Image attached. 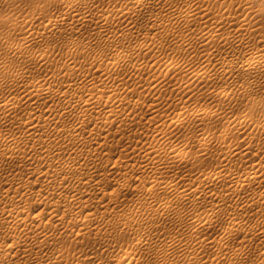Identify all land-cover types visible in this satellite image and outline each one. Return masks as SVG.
Returning a JSON list of instances; mask_svg holds the SVG:
<instances>
[{
	"label": "rangeland",
	"instance_id": "374dc122",
	"mask_svg": "<svg viewBox=\"0 0 264 264\" xmlns=\"http://www.w3.org/2000/svg\"><path fill=\"white\" fill-rule=\"evenodd\" d=\"M77 1L0 0V62L34 67L31 72L34 75L35 71L42 79L49 77L50 69L60 66L54 54L62 48L65 39L86 40L94 33L95 22L101 15L106 17L114 9L108 15L115 17L112 25L117 29L126 25L132 28L124 35L117 30L115 37L104 36L98 44L87 42L93 52L86 61L89 63L94 55L99 56V66H88L87 73L98 74V67L109 66L119 57L121 63L114 78L107 80L109 85L115 86L121 82L114 91L101 92L102 86L77 90L71 98L80 100V104L74 106L71 113H67L66 108L67 130L86 117L83 110L86 99L97 102V118L80 134L84 138L94 137L92 132L103 126L94 145H74L61 162L56 158L29 162L27 150L32 142L25 144L22 128L20 161L1 162L0 177L15 175L17 180L31 183L36 190L24 195L15 187L0 189V244L15 242L23 251L18 250L19 256L7 261L25 264V256L31 254L38 264H51L49 256L55 254L59 257L55 264H64L65 260L66 264H85L89 257L109 249L111 255L96 259L95 264H116L117 254L130 247V234L151 233L155 239L168 230L180 244L170 252L159 249L145 264H264V198L252 200L253 196L264 194V173L260 182L250 186V196L244 197L238 196L235 182V186L229 188L230 184L222 183L221 178L215 181L213 177L208 178L214 182L204 191L227 198L218 205L203 201L186 204L165 190L171 176L179 174V170L185 171L186 182L190 184H196L194 177L204 169L220 171L219 162L224 153L233 157L230 156L229 163L233 171L239 165L264 169V59L251 63L247 70L242 64L253 51L264 52L261 34L264 32V0H150L144 7L141 5L142 8L138 0ZM191 4L200 13L196 11L179 18V12ZM128 6H136L142 12L119 19L117 10L127 11ZM168 7L175 8L174 12ZM95 8L99 17L95 13L93 20L81 26L76 34L53 35L46 30L44 36L38 37L44 38L33 40L26 56L9 53L10 35L22 40L50 16L65 11L91 15ZM221 13H225L224 17ZM68 26L70 24L65 23L62 27ZM244 26L260 34L252 30L255 34L247 33L241 43L238 35ZM14 28H18L16 34L11 33ZM33 50L50 54L49 60L38 65V58L28 54ZM27 55L29 62L24 60ZM73 56L76 61L85 59L82 49ZM169 66L171 70H167ZM80 79L76 72L70 81ZM15 90L16 86L7 83L0 89V97H9ZM40 102L43 111L38 113V118H51L55 122L64 117L63 105L55 106L50 113L48 109L53 101L42 97ZM113 105H117L118 110L106 122ZM240 115L243 120L236 125ZM1 125L0 135H4L9 127ZM45 142L56 144V140L42 135L35 137L34 147ZM96 142L100 143L99 149ZM239 146L240 149L246 147L248 154L233 156L232 150ZM175 150L184 153V160L172 158ZM93 160L107 169L101 177L89 178L82 169L70 170L64 181L54 174L61 165L90 164ZM38 170L47 174L40 175ZM188 190L182 193L188 195ZM167 200L174 202L173 210L158 217L155 229L151 230L152 207L147 204ZM248 204V208L241 207ZM139 209L145 213L143 218ZM178 212L192 215L180 223L181 230L173 229ZM233 212L239 214L233 216ZM147 245L145 241L136 244L135 254L142 255Z\"/></svg>",
	"mask_w": 264,
	"mask_h": 264
},
{
	"label": "bare ground",
	"instance_id": "6f19581e",
	"mask_svg": "<svg viewBox=\"0 0 264 264\" xmlns=\"http://www.w3.org/2000/svg\"><path fill=\"white\" fill-rule=\"evenodd\" d=\"M149 1L150 0H138L137 3L140 4V6L141 5L143 6L144 3L149 2ZM77 2H80V0ZM81 2H82V0H81ZM74 3H76V2H74ZM138 4H136V5H138ZM142 6L140 8H142ZM131 8H132V10H131ZM168 8H170V7H168ZM174 9L175 8H173V10L172 9L171 10L174 12ZM93 10H94V12H92L93 14H91V15L88 12H83V13H81V12H74L73 13L72 12L73 14H69L65 11L61 14H57L54 17L50 16L46 20L41 21V24L39 25L38 29L36 27L37 30L32 31L30 29L31 32L29 31V33H28L31 36V37L29 36L30 38L26 37L28 34L24 35L25 33L23 34V32H21V30H20L22 35H24L25 37L21 36V38L22 37H24V38H22V40H20V39L17 40V39H14V37L10 35V40L9 39L7 40L8 41V51L11 54H14V55L18 54L20 57H22L23 54L28 52L27 50H29V47L31 46V43L33 42V40L38 38V37L44 36L43 34L46 30L49 31L53 35H56V34H61V35L70 34L71 35L72 33L76 34L78 32V30L81 28V26L92 21L95 13H98L97 8H95ZM113 10H111V12ZM121 10L120 9L117 10L119 13L118 18L123 19V20H124V18L128 19L129 16L130 17H132V15L134 16V14L138 15V13H136V11L142 12L141 11L142 9H137L136 6L135 7L134 6L133 7L128 6L126 9L127 11H125V10L121 11ZM98 11H100V9ZM196 11H197L196 6L191 4V5H188L186 8L182 9L181 12H179L180 14L178 13L179 14L178 17L181 18V17H183V15H190ZM111 12H109V14L107 13L106 17H105V15H104V17L101 15V18L99 17L100 13L97 14L99 18H98L97 22H95L96 23L95 24L96 25L95 31L93 30L94 33H92V35H88V37L86 36L87 37V39L85 37L86 40H79V38L73 39L72 36L70 37L72 39L69 41H68V39H65V41L61 45L62 48L59 50V52L54 54V60L56 63L58 62L60 66H58L57 68L50 69L48 71V73H49L48 78H45V79L40 78L39 76L35 75V71H34V75H33L31 70L34 67H30L29 65L16 67L14 64L12 65L11 63H8V62H4V63L0 62V89L4 88L5 84H7V83H10V84L12 83V86L17 87V90H15L16 92L14 94L12 93L13 95H11L9 97L4 96V98L0 97V125L5 124L6 126L9 127V131L7 130L4 133V135H0V164L2 161L4 162V160H8V159L17 160L18 162L20 161V153H21V148H22V136H21L22 128H23V135L25 137V144L29 143L30 141L32 142L31 147L27 150L28 156L26 157V160H28L29 162H32L35 160L36 162L41 163L44 161L52 160L53 158H56L59 162H61L64 159H66V153L67 152L70 153L74 145L75 146L80 145V146H86V147H89L91 145L90 147H92V145H94L96 139H99L97 137V135H100L101 132H103L102 131V130H104L103 126H99L96 131L92 132V134H94V137L91 136L89 138H84V137L80 136L81 131L84 129V127L89 122H91L97 118V114H95L96 113L95 107L97 105V102L95 100H91L90 98L86 99V102L83 105V107H84L83 110L85 111L86 117H84L74 127L67 129V130H66V108H68L67 113H71L72 108L74 106L80 104V100L71 98L72 93L77 91V90L86 91L90 88H98L99 86H102V88L99 89L101 92H112L117 88L116 86H118V84L121 83V82H119V83L117 82L116 86L113 83L110 85L107 83V80L114 78V74L116 73V70L119 68V66L121 64L120 63V57L118 58V60L111 61L109 66L107 65L104 68L98 67V69H97L99 71L98 74H95L94 72H91V73L86 72V69L88 66H92V65H98L99 66V56L97 54L94 55V58L89 63L86 61V57L88 55L92 54V52H93L92 48L87 47V42L94 41L96 44H98L97 43L98 40H100V38H102L104 36L105 37H115L119 33L118 32L119 30L122 31V32H120V34H122V35L127 34L130 30H132V28L128 27L127 25L123 26L121 29L115 28L114 25H112V22L114 21L113 19L115 17L112 19L110 16H108V15H111ZM197 12H199V11H197ZM101 13H102V11H101ZM202 13L204 16V12H202ZM202 13L200 14V16L202 15ZM224 15H225V13H221V17L222 16L224 17ZM115 16L117 17V14ZM203 16H201V17H203ZM0 18H1V16H0ZM227 18H229V17H227ZM230 18L232 19L233 17H230ZM243 18H245V17H243ZM123 20H121V21H123ZM76 22H77V24H76ZM118 22H120V21H118ZM65 23L70 24V26L63 28L62 26ZM113 23H115V22H113ZM243 23H245V21H243ZM72 24H74V25H72ZM245 24H243V25H245ZM217 25H218V27H220L221 23H218ZM238 25H239V23H238ZM240 26H241V24H240ZM253 29L254 28L245 27V26L242 27L241 28L242 32H239L240 34L238 33L239 34L238 40L240 38L241 41L240 40L239 41L242 43V39L246 40L244 38L248 36V35H246L247 33L252 34L253 32H255ZM127 30H129V31H127ZM252 30H253V32H251ZM255 30H257V29H255ZM22 31H24V30H22ZM17 32H18V28H14V30L11 33L16 34ZM26 32H27V30H26ZM125 32H127V33H125ZM255 33L260 34L259 31L255 32ZM255 33H253V34H255ZM89 34H91V33H89ZM261 34H262V37L264 38V32H261ZM42 38H44V37H42ZM42 38H38V39H42ZM229 39L231 41L232 38H229ZM261 40H260V42H261ZM239 41H238V43H239ZM248 41H250V40H248ZM101 43H103V42H101ZM263 43H261V44H263ZM245 44H246V42H245ZM247 44H248V42H247ZM247 44H246V46H247ZM26 47H28V49H26ZM24 48H25V50H23ZM64 48H65V51H64ZM80 49H82V52L84 54L85 59L82 61H76L74 59L73 54ZM30 51L28 54H30L31 56H34L35 58H38V65H42V64L44 65V63H46L45 61H48L50 58V54H48V53H39L37 50L36 51L33 50L32 52H30ZM40 51H43V50H40ZM259 51L258 52L253 51V53L249 54L248 57L246 56V60L244 61V63H242L243 67H245L246 70L249 68L251 63L261 62L264 59V55H263L264 52L261 53ZM25 56H26V54H25ZM25 56H24V58H25ZM27 57H28V55H27ZM28 59H29V57L24 59V60L26 62L27 61L29 62ZM155 60H156V58H155ZM35 61H36V59H35ZM167 70H171V67L169 66L167 68ZM76 72L80 75L81 79L75 80L74 82H71L70 81L71 77ZM30 76H32V77L29 78ZM68 76L70 78H67ZM13 88H15V87H13ZM11 89H12V87H11ZM9 93H11V92H9ZM1 95H2V93H1ZM3 95H4V93H3ZM108 96L111 97L112 93L108 94ZM42 97H47L51 101H53V104L50 105L49 109H48L50 113H52L54 111L55 106H57L59 104L63 105V107L65 108L64 117L58 121H55V122H52L51 118H48V119L38 118V113L43 111L42 106H41V102H40V99ZM21 101H24L23 107L21 106ZM116 110H118L117 105H113V107H111L109 109L108 114L106 116V122L108 120H110L115 115ZM241 120H243L242 115H240V117L238 118V121H240V122L236 121L235 124L236 125L241 124ZM62 134H63V136L60 138V135H62ZM42 135H47L49 140H51V139L56 140V144H52L50 142H45V143L38 145L37 147H34L35 137L36 136L40 137ZM99 137H103V136H99ZM105 138H106V135H105ZM245 142H247V141L245 140ZM203 143H205V141ZM240 143L241 142L239 141V144ZM96 144L98 146L96 148L99 149L100 143L96 142ZM244 145H245V143H244ZM240 148H241L240 146L235 147L232 150L231 154H233V156L235 154V155H240L242 157L245 156V154H248L247 153L248 151L245 150L246 147H244V149H240ZM80 149L82 150L83 148H80ZM84 149H85V147H84ZM95 150H97V149H95ZM230 156L228 154L224 153L222 159H220V162H219V165L221 166L220 171L218 169V172L214 173L216 170L214 172H212L211 170L204 169V170L200 171L199 173H197L196 176L194 177L196 184L187 183L186 177L184 175L185 171L179 170L180 171L179 174H175V175L171 176L169 183L165 186V190L171 191V195L173 197H176V199L178 201H181V202L186 203V204H195L196 201H198V202L203 201V202H214V203L216 202V204L218 205L222 201L226 202L227 198L224 195H214L213 193L208 194L204 190L206 187H209V184H212V181L214 179L220 180L219 178H221L222 179V180H220L221 182L227 181L230 184L229 188L231 187V185L235 186V185H233L234 182L236 183V189L238 188V196H240V197L250 196V189L252 188L250 186H252L253 184H256L257 182H260L263 179L262 176L264 173V169L263 168L262 169L261 168H255L253 166L248 167L247 165L246 166L244 165L242 167L241 165H239L236 168V170L233 171L231 168H229V163L232 160V159H230ZM172 158L175 160H184L185 156H184L183 152H181L179 150H175V151H173ZM231 158H233V157L231 156ZM245 159H247V157ZM240 161H241V159H240ZM258 166H260V165H258ZM72 169H82L84 171V173L86 174V176H89V178L90 177H94V178L101 177V175L103 173H105L107 170L106 168L104 169V167L101 165V163L93 160L90 164L88 162H81L78 165L77 164L61 165L60 168L55 169L54 174L56 175V177H60L61 181H64L66 179L67 172H69ZM101 171H103V172H101ZM37 173H40V175H46L47 171L38 170ZM211 177H213V180L210 182L208 180V178H211ZM216 183H217V181H216ZM4 187H6L7 190H10L12 187H15V189L17 190L18 193H21L24 195L28 191H29L28 193H32L30 190H33V188H34L33 185L29 182L17 180V177L15 175L11 176V177L10 176L0 177V189H2ZM182 187H183V190L181 189ZM186 189L187 190L189 189L188 190L189 192L187 193L188 195L182 193V191H185ZM234 190H235V188H234ZM3 191H5V190H3ZM12 191H13V189H12ZM231 191L237 192V190H235V191L231 190ZM235 194H237V193H235ZM16 195H18V194H16ZM14 197L15 196H13V198ZM256 197L257 198H260V197L264 198V194L259 193L257 196H253L252 200L255 199ZM21 198H22V196H21ZM12 203H14V202H12ZM147 205L152 207L151 230H153V229H155L156 219L160 216H164V215L169 214L173 210L174 202L171 200H167V201H163L159 204L148 203ZM241 207L248 208V207H250V204L241 205ZM9 209H11V208H9ZM235 209L237 212L240 211V208H235ZM6 210H7V208H6ZM3 211H5V209H3ZM2 213L6 214L8 212H2ZM138 213L141 216V218H143V215L145 214L143 212V210L139 209ZM234 213L235 212H233V214ZM238 214L239 213L234 214L233 216L238 215ZM191 216L192 215H190V214H184L182 212H178L176 215L177 224L174 226L173 229L181 230V228L179 226L180 223L184 222L185 220H187ZM150 234L149 233L146 235H144L143 233L142 234H139V233L130 234V236H129L130 247H129V249H127L125 251H120L117 254V258H116L117 263L116 264H145L149 260V258L152 255H154L159 249H162L164 252H170L177 245L180 244V240L177 239L176 236L172 235L171 232L168 230H164L163 232H161L158 235V237L155 239ZM143 241H145V243L147 242L149 245H147L148 247H146V251H144V253L142 255L137 256L135 254L133 248L136 244L141 243ZM19 246L20 245L16 244L15 242H8L4 245L0 244V264H10L7 261L8 258L19 256L20 253L17 254L18 250H20ZM20 251H22V250H20ZM235 254H237V252ZM109 255H111V252L109 251V249H103L100 254H96L94 256L89 257L85 261V264H95L96 259L100 260L101 258L109 256ZM58 258L59 257L57 255L52 254L49 256V261L51 264H55L59 260ZM24 262H25V264H38L36 262V260H34V258H32L31 254L25 256ZM64 264H66V260H65Z\"/></svg>",
	"mask_w": 264,
	"mask_h": 264
}]
</instances>
